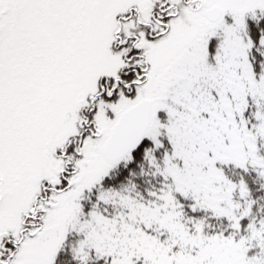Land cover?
<instances>
[{"label": "snow or ice", "instance_id": "snow-or-ice-1", "mask_svg": "<svg viewBox=\"0 0 264 264\" xmlns=\"http://www.w3.org/2000/svg\"><path fill=\"white\" fill-rule=\"evenodd\" d=\"M0 264H264V0H0Z\"/></svg>", "mask_w": 264, "mask_h": 264}]
</instances>
